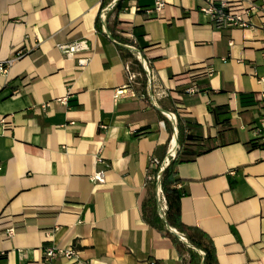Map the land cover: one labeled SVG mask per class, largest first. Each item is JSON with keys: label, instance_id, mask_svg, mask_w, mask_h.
Masks as SVG:
<instances>
[{"label": "crops", "instance_id": "crops-1", "mask_svg": "<svg viewBox=\"0 0 264 264\" xmlns=\"http://www.w3.org/2000/svg\"><path fill=\"white\" fill-rule=\"evenodd\" d=\"M224 1L248 27L216 28L207 0H0V61L24 52L0 74V264H45L49 247L84 264H187L141 210L177 116L211 148L178 166L181 222L217 264H264V0ZM129 47L152 71L146 98Z\"/></svg>", "mask_w": 264, "mask_h": 264}, {"label": "trees", "instance_id": "trees-1", "mask_svg": "<svg viewBox=\"0 0 264 264\" xmlns=\"http://www.w3.org/2000/svg\"><path fill=\"white\" fill-rule=\"evenodd\" d=\"M120 2L115 5V8L120 7ZM103 5H106V2H104ZM96 29L98 32H101L102 30L99 18H97L96 20ZM109 33L114 41L126 45V42L119 36H117L113 31H109ZM129 56L131 57L132 54L129 53ZM143 87H145V83H143ZM176 127L178 130V149L175 157L170 158L169 164L161 173L159 180V186L165 200V220L160 217L157 211L155 181H151L150 190L148 191V194L142 203V218L149 227L156 230L163 237L171 241L172 245L181 258L184 255L188 256L187 264H217L215 250L211 239L208 238L203 232L195 228L187 227L181 222L180 200L184 196V194L176 188V186L180 182V179L178 178V166L183 163L193 161L196 156L211 151V148H207L204 150L198 149L201 140L191 132L193 127L192 124L183 120L179 116H177ZM157 173L158 170L154 176H156ZM167 226L170 229L174 230L179 236L184 238L191 247H193L195 250L200 251L203 256H201L195 250L188 248L183 242H181L178 238L171 234L167 229Z\"/></svg>", "mask_w": 264, "mask_h": 264}, {"label": "built area", "instance_id": "built-area-1", "mask_svg": "<svg viewBox=\"0 0 264 264\" xmlns=\"http://www.w3.org/2000/svg\"><path fill=\"white\" fill-rule=\"evenodd\" d=\"M113 5L108 6V8H112ZM163 7L162 2H156L155 3V12L160 13L161 9ZM261 11L264 15V5L261 7ZM201 13L205 16H208L214 26L216 28H223V27H235V28H246L249 26L250 20L249 15L247 11H244L240 5L239 2H226L224 0H207V6L205 8L201 9ZM264 31V26H263ZM59 49L63 52V54L66 57L71 56L72 53L80 50V44H72L70 46H58ZM24 55V52L22 50L16 52L14 57L9 60L0 61V74H5L8 70V68L13 64V62L19 58H21ZM138 60L143 68V71L146 75L147 81H148V87L149 89L152 88V81H153V74L152 71L149 69L148 65L146 64L145 60L143 62L140 61L139 57ZM125 71L129 76V80L132 81L135 76L130 72L129 66L125 67ZM213 74L212 69L206 70V75L211 76ZM189 93H195V89H190L188 91ZM153 93H151L150 99L153 100ZM262 100L264 101V93L261 95ZM260 127H264V116L261 118L260 121ZM260 130L258 128L254 129L253 136L258 138L260 135ZM152 164L155 165L158 168V173L154 177H148V181H155L156 182V189H155V196L160 204L161 211L164 215V211L166 209L165 207V200L163 197V194L161 192L160 186H159V172L167 167L169 164L168 158H166L164 161H157L156 159L152 160ZM92 182L95 183H103L104 182V174L102 172L95 173L91 177ZM176 188L179 190L180 186L177 185ZM13 231H8V236H12ZM63 256L67 260H74L73 264H84L82 262H78L75 260V252L73 249H67V250H59L53 247L46 248L43 252V260L45 264H52L56 257Z\"/></svg>", "mask_w": 264, "mask_h": 264}, {"label": "rangeland", "instance_id": "rangeland-1", "mask_svg": "<svg viewBox=\"0 0 264 264\" xmlns=\"http://www.w3.org/2000/svg\"><path fill=\"white\" fill-rule=\"evenodd\" d=\"M131 54H133V55L131 56V63L129 64V70L135 76V78L131 82L135 83L134 90H135L136 94L143 95L146 98V96H147L146 91L147 90L149 91L148 81H147L146 75L142 71L143 68L141 69V67H142L141 64L139 65L140 62L137 59V57H138L137 54L134 52H132ZM143 83H145V87H143ZM153 95H154V93H153ZM153 101H154V96H153Z\"/></svg>", "mask_w": 264, "mask_h": 264}, {"label": "water", "instance_id": "water-1", "mask_svg": "<svg viewBox=\"0 0 264 264\" xmlns=\"http://www.w3.org/2000/svg\"><path fill=\"white\" fill-rule=\"evenodd\" d=\"M114 6H115V4H113L112 8H113ZM103 26H104V28H105V24H104V23H103ZM106 34H107L108 38H109L110 40H112L110 34H109L107 31H106ZM126 49L130 50L131 52L136 53V54L138 55V57H139V59H140L141 62L144 61V58L141 56V54L139 53L138 50H136V49H134V48H130V47H129V48H126ZM151 103H152V105H153V100H152V99H151ZM153 106H154V105H153ZM154 108H155L156 110H158L159 112H161V113H163V114H165V115H168V114L165 113L164 111L160 110L158 107L154 106ZM174 126H175V124H174ZM177 149H178V146H177V137H176L175 146H174V153H173L172 155H170L169 158H174V157H175V154H176V152H177ZM164 169H165V168H164ZM164 169L161 170V171L159 172V177L161 176V173L164 171ZM156 205H157V211H158L160 217H161L163 220H165V219H164V215H163V213H162V211H161V207H160V204H159L157 198H156ZM167 229L169 230V232H170L171 234H173L176 238H178L181 242H183L188 248H191V249L195 250L193 247H191V246L186 242V240H185L184 238H182L181 236H179L174 230L170 229L168 226H167ZM195 251H196L197 253H199L201 256H203V254H202L200 251H198V250H195Z\"/></svg>", "mask_w": 264, "mask_h": 264}, {"label": "bare ground", "instance_id": "bare-ground-1", "mask_svg": "<svg viewBox=\"0 0 264 264\" xmlns=\"http://www.w3.org/2000/svg\"><path fill=\"white\" fill-rule=\"evenodd\" d=\"M173 153H174V148H173V151H172V153L170 155H172Z\"/></svg>", "mask_w": 264, "mask_h": 264}]
</instances>
